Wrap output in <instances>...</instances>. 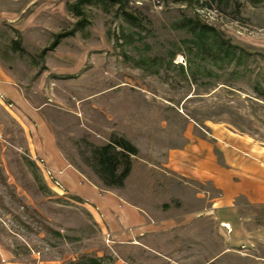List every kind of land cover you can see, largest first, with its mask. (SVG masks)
<instances>
[{
    "label": "rangeland",
    "instance_id": "obj_1",
    "mask_svg": "<svg viewBox=\"0 0 264 264\" xmlns=\"http://www.w3.org/2000/svg\"><path fill=\"white\" fill-rule=\"evenodd\" d=\"M73 3L0 0V82L13 89H0V264H264V207L248 205L230 223L212 216L155 235L149 251L113 250L88 209L50 183L44 155L57 148L103 188L96 153L114 135L147 149L194 123L264 155V0H122L81 17ZM186 18L214 27L240 64L195 58L178 27Z\"/></svg>",
    "mask_w": 264,
    "mask_h": 264
},
{
    "label": "crops",
    "instance_id": "obj_2",
    "mask_svg": "<svg viewBox=\"0 0 264 264\" xmlns=\"http://www.w3.org/2000/svg\"><path fill=\"white\" fill-rule=\"evenodd\" d=\"M0 89L13 96L9 83L1 81ZM178 132L174 142L162 137L147 149L134 145L138 154L122 188L95 184L57 148L45 149L44 155L65 192L109 234L113 250L128 244L149 251L155 235L192 222L198 228L212 216L230 223L241 205L264 207V155L256 154L252 143L232 132L211 134L194 123L185 122ZM185 207L192 208L186 212Z\"/></svg>",
    "mask_w": 264,
    "mask_h": 264
},
{
    "label": "trees",
    "instance_id": "obj_3",
    "mask_svg": "<svg viewBox=\"0 0 264 264\" xmlns=\"http://www.w3.org/2000/svg\"><path fill=\"white\" fill-rule=\"evenodd\" d=\"M173 3H191L193 0H171ZM261 0H253L258 3ZM122 0H74L70 10L77 16H83L84 7L94 4L120 5ZM123 19L132 26H139L137 18L123 12ZM178 27L185 30L193 40L194 57L199 55H211L216 62H235L240 64L241 55L237 54V48L226 45L222 41L220 33L199 19L186 18L178 23ZM65 35L57 34L48 49L53 50L59 40ZM44 50V52H45ZM138 154L137 148L123 136L114 135L109 142L98 149L96 160L98 163L97 174L102 184L107 189L122 188L131 171L132 158ZM66 264H103L101 259L94 256L84 257L81 260L70 261Z\"/></svg>",
    "mask_w": 264,
    "mask_h": 264
},
{
    "label": "built area",
    "instance_id": "obj_4",
    "mask_svg": "<svg viewBox=\"0 0 264 264\" xmlns=\"http://www.w3.org/2000/svg\"><path fill=\"white\" fill-rule=\"evenodd\" d=\"M182 61H183V59H182ZM46 176L48 177L50 183L53 185L54 188L59 189V191L61 193H63L65 191V189L62 186L61 182L57 179V177L55 175H53L52 171L47 170L46 171Z\"/></svg>",
    "mask_w": 264,
    "mask_h": 264
}]
</instances>
